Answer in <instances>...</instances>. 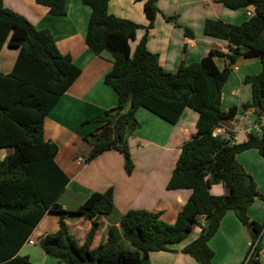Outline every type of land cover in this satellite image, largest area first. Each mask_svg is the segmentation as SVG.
I'll use <instances>...</instances> for the list:
<instances>
[{"label":"trees","instance_id":"16d2710c","mask_svg":"<svg viewBox=\"0 0 264 264\" xmlns=\"http://www.w3.org/2000/svg\"><path fill=\"white\" fill-rule=\"evenodd\" d=\"M35 1L46 6L51 15L65 14L66 0ZM156 1L144 0L148 25L157 12ZM219 1L229 9H254L252 16L237 24L218 18L204 20L203 33L225 40L229 52L210 49L198 61L168 72L159 65L157 54L145 47L146 34L131 48L136 31L148 25L108 12L109 0H81L90 9L85 45L96 55L103 51L111 55L112 66L103 81L117 98L115 113L109 109L87 120L110 128L104 136L96 129L85 137L91 143L86 161L115 149L123 154L126 172H131L133 164L123 136L125 124L135 118L137 108H145L169 123H175L186 107L198 113L196 130L182 144L166 184L167 189L191 190L175 222L166 223L157 212L131 209L120 216L117 225L109 224L104 237L94 244L102 217L114 211L112 190L91 192L71 211L89 222L83 239H78L66 224L68 211L57 201L68 177L55 161L57 145L45 139L42 131L45 116L81 68L69 54L59 51L49 30L37 29L0 0V49L4 44L18 49L10 72H0V148H11L0 161V264H34L19 251L47 211L59 212L58 227L41 236L38 245L61 264H150V252L171 251L170 246L181 242L195 225L200 227L199 235L181 251L198 264H212L214 252L209 240L228 211L250 228L245 264H260L264 221L250 220L247 208L264 195L236 155L254 148L264 157V126L261 133L248 132L241 142L214 135L213 130L237 112L236 106L223 111L220 105L221 89L238 55L257 58L261 65L257 74L244 78L250 86L251 101L243 107H252L257 119L264 117V0ZM185 35L191 36V30L185 28ZM215 57L226 58L227 66L220 69ZM219 182L228 188L227 194L209 191Z\"/></svg>","mask_w":264,"mask_h":264},{"label":"crops","instance_id":"0c3cea01","mask_svg":"<svg viewBox=\"0 0 264 264\" xmlns=\"http://www.w3.org/2000/svg\"><path fill=\"white\" fill-rule=\"evenodd\" d=\"M2 3L23 15L37 29L49 30L59 51L69 54L81 68L80 74L59 97L42 123L43 136L58 147L55 161L68 177L57 201L68 211L64 218L69 230L78 239H83L89 222L71 211L91 192L108 188L112 190L114 211L110 216L102 217L103 225L94 244L104 237L109 224L117 225L120 216L131 209L157 212L166 223H174L191 190L167 189L166 184L182 144L196 130L198 113L186 107L175 123H169L145 108H137L135 118L125 124L123 136L133 164L131 172H126L123 154L115 149L105 150L86 161V157L81 155V152L88 154L91 147L84 142L86 132L98 129L97 132L104 136L110 128H102L101 124L87 120L106 110H113L117 104L115 91L103 81L112 66L111 55L106 51L96 55L84 42L89 7L81 0H66L65 14L51 15L46 6L35 0H2ZM143 3L144 0H109L107 9L115 16L147 26L149 19L144 13ZM155 5L157 12L152 24L147 29H138L130 45L134 48L146 34L145 47L157 54L159 65L168 72L176 71L181 64L198 61L210 49L229 52L225 40L203 33L205 19L218 18L237 24L254 14L252 6L229 9L219 0H157ZM185 28L191 30V36L185 35ZM17 53V49H11L6 44L1 47L0 72H10ZM214 60L220 69L228 64L224 57H215ZM230 68L221 89L220 106L223 111L236 106L237 112L234 118L219 122L214 131L223 128L232 141L241 142L248 132H255L252 130L254 124L264 123V117L257 119L252 107H243L251 101L250 86L244 78L257 74L261 65L257 58L238 55ZM10 151L11 148H0V161ZM80 157L85 160L80 161ZM236 158L264 195V157L250 148L239 152ZM209 191L214 195H224L228 193V188L219 182L214 183ZM247 214L250 220L260 222L264 202L255 199L248 206ZM59 217V212H45L21 246L19 252L27 255L34 264H61L46 255L38 245L41 236L56 231ZM199 233L200 227L195 225L181 242L170 246L171 251L150 252V264H198L181 249ZM248 240L247 228L235 213H225L219 228L209 240L214 252L213 264H238L249 244Z\"/></svg>","mask_w":264,"mask_h":264},{"label":"rangeland","instance_id":"374dc122","mask_svg":"<svg viewBox=\"0 0 264 264\" xmlns=\"http://www.w3.org/2000/svg\"><path fill=\"white\" fill-rule=\"evenodd\" d=\"M18 50V49H17ZM248 86V85H247ZM240 111H242V110H240ZM84 124H86V122L84 121ZM91 132H93L92 130H90ZM90 134V132H86V134L84 135V137H83V139H84V142L85 143H88L89 145H91V143L90 142H88L86 139H85V137L86 136H88ZM93 140V137L92 138H90V141H92ZM81 155L83 156V157H86L87 156V154H85L84 152H81ZM216 184V183H215ZM261 193V192H260ZM255 200V199H254ZM257 200H260L261 202H264V199H258L257 198ZM264 221V214H262V218H261V220H260V222H263ZM245 225V224H244ZM245 227L247 228V232H248V236H249V240H248V246H247V248H246V250H245V252H244V254H243V256H242V258H241V260H240V262H238V264H241V262H243V264H245L246 263V260H247V257H246V255H247V252H248V248H249V245H250V242H251V238H250V228H249V226L248 225H245ZM260 242L262 243V244H264V234H263V236H262V238H261V240H260ZM126 243V242H125ZM127 244V243H126ZM262 259V258H261ZM212 260H213V258H212ZM263 262V264H264V261H263V259L261 260V262H260V264ZM212 264H213V261H212Z\"/></svg>","mask_w":264,"mask_h":264},{"label":"built area","instance_id":"2783aa9c","mask_svg":"<svg viewBox=\"0 0 264 264\" xmlns=\"http://www.w3.org/2000/svg\"><path fill=\"white\" fill-rule=\"evenodd\" d=\"M234 118V117H233ZM264 126V123H257V124H254L253 127H252V130H254L256 133H261L262 132V127ZM217 127V126H216ZM215 129V128H214ZM213 134L214 135H220L221 137H225V138H230V136L224 131L223 128H217L216 131L213 130ZM80 161H84L85 159L83 158H78ZM203 225V221H201V224L200 226ZM254 247V245H253ZM252 247V249H253ZM252 251V250H251ZM248 259V257H247ZM247 261V260H246Z\"/></svg>","mask_w":264,"mask_h":264},{"label":"water","instance_id":"95a60500","mask_svg":"<svg viewBox=\"0 0 264 264\" xmlns=\"http://www.w3.org/2000/svg\"><path fill=\"white\" fill-rule=\"evenodd\" d=\"M110 112H111V113H115L116 110L113 109V110H111ZM260 256H261V258L264 260V248L260 249Z\"/></svg>","mask_w":264,"mask_h":264}]
</instances>
